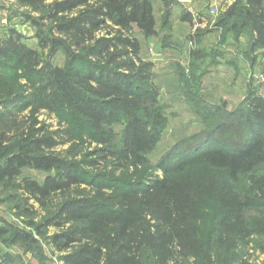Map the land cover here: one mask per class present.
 <instances>
[{"label": "trees", "instance_id": "trees-1", "mask_svg": "<svg viewBox=\"0 0 264 264\" xmlns=\"http://www.w3.org/2000/svg\"><path fill=\"white\" fill-rule=\"evenodd\" d=\"M15 1L28 8L20 19L34 28L38 49L14 28L0 35V152L18 139L34 150L20 147L0 161V187L16 191L19 216L33 217L34 203L46 211L39 230L57 231L50 244L61 264H251L244 250L254 200L234 185L264 170L259 88L248 83L239 108L227 112L245 127L235 145L216 132L201 141L204 133L180 155L149 160L178 114L162 102L154 64L141 57L135 35L170 31L175 15L201 24V13L178 0H157L159 20L153 0ZM217 26L248 32L251 52L264 54V0H236ZM59 54L62 65L53 62ZM43 112L63 128L50 132ZM58 135L70 144L63 153L51 152ZM92 144L94 160L70 159ZM200 164L219 174L170 175L173 166L182 173ZM25 169L47 175L27 181ZM7 226L0 236L10 233V245L31 241Z\"/></svg>", "mask_w": 264, "mask_h": 264}, {"label": "rangeland", "instance_id": "rangeland-1", "mask_svg": "<svg viewBox=\"0 0 264 264\" xmlns=\"http://www.w3.org/2000/svg\"><path fill=\"white\" fill-rule=\"evenodd\" d=\"M183 2L184 7L193 15L201 13V24L183 23L175 15L171 30L159 32L150 42L148 39L145 42L138 33L135 35L140 41L143 54L151 59L147 61L154 62V84L160 90L162 102L168 107L169 113L178 114L176 119L170 121L160 142L149 156L151 165L156 164L169 150L182 154L204 133L206 135L201 141H207L211 137L208 133L216 132L226 143L235 145L242 138L245 127L237 121L236 116L227 117V112L239 108L248 83L257 86L264 98V54L261 51L251 52V37L248 32L237 35V30L217 26L218 19L236 0ZM197 4L201 6L197 7ZM153 5L156 19L159 20L161 6L157 0H153ZM26 9L28 10L18 6L15 0H0V35L7 27L14 28L26 37L27 46L38 49L34 28L20 19L21 13ZM194 53L197 56L191 59L189 56ZM63 61V56L59 54L53 62L62 65ZM39 120L48 125L50 132L63 128L58 125L54 116H49L46 112L40 114ZM221 122L226 126L222 132H217L216 127ZM55 142L57 146L51 152L63 153L70 146L62 135L56 136ZM20 147L28 152L34 150L31 143L18 139L0 152V161ZM96 147L95 144L85 147L82 154L70 159L81 161L83 158L82 166H85L87 159L88 162L94 160V151L93 154L90 151ZM177 167L173 166L171 176L178 177L183 173L195 176L206 172L216 176L219 174L203 164L184 167L182 173H178ZM46 175L43 171L25 169L21 179L41 183ZM234 187L254 200L252 210L246 212L253 236L244 252H247L251 264H264V170L243 176ZM16 197V191H3L0 187V221L26 232L31 241L10 245V233L0 236V260L8 264H61L62 254L50 244V237L57 231L54 228L39 230L46 211L30 201L34 206L33 217L19 216V201ZM7 225L0 222L1 229L9 230Z\"/></svg>", "mask_w": 264, "mask_h": 264}, {"label": "crops", "instance_id": "crops-1", "mask_svg": "<svg viewBox=\"0 0 264 264\" xmlns=\"http://www.w3.org/2000/svg\"><path fill=\"white\" fill-rule=\"evenodd\" d=\"M178 1H179L180 3H182V5L184 6V4H183V3H184L183 0H178ZM200 6H201L200 4H197V7H200ZM188 10H189V9H188ZM189 11H190V10H189ZM198 13H200V12H198ZM183 23H186V22H183ZM141 37H142V36H141ZM142 38H143V37H142ZM150 39H151V38H149L148 41H149ZM143 40H144L145 42H147L146 39L143 38ZM149 42H150V41H149ZM145 53H146V51H145ZM141 57H142L144 60H148V59H149V58L146 57V55L143 54L142 46H141ZM149 60H151V59H149ZM153 63H154V62H153Z\"/></svg>", "mask_w": 264, "mask_h": 264}]
</instances>
